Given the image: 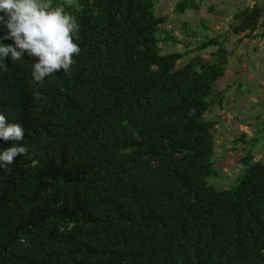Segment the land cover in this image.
Listing matches in <instances>:
<instances>
[{"label":"trees","instance_id":"trees-1","mask_svg":"<svg viewBox=\"0 0 264 264\" xmlns=\"http://www.w3.org/2000/svg\"><path fill=\"white\" fill-rule=\"evenodd\" d=\"M49 1L77 18L81 53L41 84L30 83L37 58L3 60L0 112L23 126L30 154L0 169V264H264L257 141L232 184L209 183L217 122L206 112L224 100V40L201 39L196 51L216 50L180 63L162 52L181 41L158 0ZM189 9L196 0L174 6ZM231 28L263 34L264 0Z\"/></svg>","mask_w":264,"mask_h":264},{"label":"rangeland","instance_id":"rangeland-1","mask_svg":"<svg viewBox=\"0 0 264 264\" xmlns=\"http://www.w3.org/2000/svg\"><path fill=\"white\" fill-rule=\"evenodd\" d=\"M179 0H158L156 14L165 17L164 29L172 31L181 42L161 43L162 52H178L184 55L180 63L200 55L208 58L216 50L209 47L196 51L197 42L205 37L224 40L227 50V67L223 77L215 84V91H222V105H213L206 117L215 120V152L213 156L215 177L219 187H228L241 170L239 159L244 145L257 141L253 148L255 158L264 160V33L236 34L231 24L234 14L262 0H196L198 9L175 13ZM54 7L49 0H44ZM236 138H243L235 144ZM214 187L217 188L215 184Z\"/></svg>","mask_w":264,"mask_h":264},{"label":"clouds","instance_id":"clouds-1","mask_svg":"<svg viewBox=\"0 0 264 264\" xmlns=\"http://www.w3.org/2000/svg\"><path fill=\"white\" fill-rule=\"evenodd\" d=\"M0 68L10 57L15 62L22 57H35L31 64L30 83L41 84L47 77L62 70L68 74L81 48L74 42L79 32L77 18L63 7H52L44 0H0ZM12 40V44L3 43ZM25 129L19 123H9L0 112V139L12 141V147L0 150V169L8 170L17 157L28 156L29 147L22 142Z\"/></svg>","mask_w":264,"mask_h":264}]
</instances>
